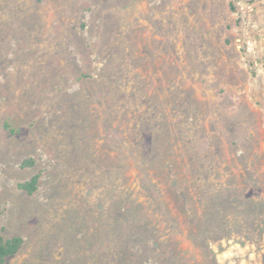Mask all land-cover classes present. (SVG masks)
<instances>
[{
	"label": "rangeland",
	"instance_id": "374dc122",
	"mask_svg": "<svg viewBox=\"0 0 264 264\" xmlns=\"http://www.w3.org/2000/svg\"><path fill=\"white\" fill-rule=\"evenodd\" d=\"M0 212L5 264H264V0H0Z\"/></svg>",
	"mask_w": 264,
	"mask_h": 264
},
{
	"label": "trees",
	"instance_id": "16d2710c",
	"mask_svg": "<svg viewBox=\"0 0 264 264\" xmlns=\"http://www.w3.org/2000/svg\"><path fill=\"white\" fill-rule=\"evenodd\" d=\"M24 165L33 167L35 162L32 159L26 160ZM40 181L41 175L37 174L29 181L21 184L20 189L29 195H33L38 190ZM23 243L24 240L19 236L7 238L0 234V264H5L8 259L14 257L21 249Z\"/></svg>",
	"mask_w": 264,
	"mask_h": 264
}]
</instances>
